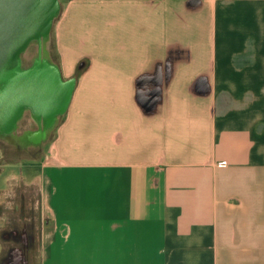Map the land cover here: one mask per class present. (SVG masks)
<instances>
[{
	"label": "crops",
	"instance_id": "0c3cea01",
	"mask_svg": "<svg viewBox=\"0 0 264 264\" xmlns=\"http://www.w3.org/2000/svg\"><path fill=\"white\" fill-rule=\"evenodd\" d=\"M58 27L117 53L63 65L45 129L0 125V206L38 186L36 264H264V0H71Z\"/></svg>",
	"mask_w": 264,
	"mask_h": 264
},
{
	"label": "water",
	"instance_id": "95a60500",
	"mask_svg": "<svg viewBox=\"0 0 264 264\" xmlns=\"http://www.w3.org/2000/svg\"><path fill=\"white\" fill-rule=\"evenodd\" d=\"M61 0H0V125L9 132L25 107L52 124L64 113L75 90L74 78H63L48 59L21 66V54L53 27ZM56 116V117H55Z\"/></svg>",
	"mask_w": 264,
	"mask_h": 264
},
{
	"label": "rangeland",
	"instance_id": "374dc122",
	"mask_svg": "<svg viewBox=\"0 0 264 264\" xmlns=\"http://www.w3.org/2000/svg\"><path fill=\"white\" fill-rule=\"evenodd\" d=\"M71 0H61L60 12L56 16L54 24L48 35L44 36L41 41L34 39L24 49L26 55V65L30 64L32 60L48 59L56 64L62 71L63 65L71 67L73 76L80 81L85 72L92 70L94 58L96 60H103L106 54H116V48H103V47H62L60 46V29L58 27L59 21L63 19L68 10ZM104 63L96 64L95 69H102ZM64 74V72H63ZM76 80V79H75ZM34 112V116H35ZM32 110L28 109L26 118H30ZM33 116V115H32ZM64 117V116H63ZM62 119L64 120V118ZM23 119V126L25 125ZM32 124V123H31ZM11 144V143H9ZM9 156L15 159H20V152L11 149L10 145H6ZM24 160V155H21ZM20 161V160H18ZM38 186L30 183L18 182L13 186V189L8 192L5 198V203L1 204L0 216H3L8 223L6 224L8 234L10 235V243L12 247L7 254L0 255V264H8L7 255L14 253L17 247L24 246L21 251L23 264H36L40 259L38 252V230H39V217H40V200ZM4 219V220H5ZM22 240L25 245H22ZM21 245V246H20ZM21 256V255H20ZM20 257L12 259V263H19ZM11 260V257L9 258Z\"/></svg>",
	"mask_w": 264,
	"mask_h": 264
},
{
	"label": "bare ground",
	"instance_id": "6f19581e",
	"mask_svg": "<svg viewBox=\"0 0 264 264\" xmlns=\"http://www.w3.org/2000/svg\"><path fill=\"white\" fill-rule=\"evenodd\" d=\"M48 35V34H47ZM46 35V36H47ZM48 36H50V35H48ZM28 107H25V109H24V111H23V113H22V115H21V117L19 118V120H18V122H21V121H23V119H25L26 118V115L28 114ZM32 110V109H31ZM33 115V116H32ZM32 115H30V118H28V119H25V121H32V120H34V121H36L40 126H44V129L46 128V125L47 124H49V122H48V120L47 119H45L43 116H38L37 114H35V116H34V110H32ZM58 116V120L60 119V115H57ZM56 117V116H55ZM16 127V126H15ZM5 132V134L7 135V136H9V140H13V141H15V140H17V138H11L10 136H12L11 134H10V131H9V133L7 132V131H4Z\"/></svg>",
	"mask_w": 264,
	"mask_h": 264
},
{
	"label": "flooded vegetation",
	"instance_id": "af4514ba",
	"mask_svg": "<svg viewBox=\"0 0 264 264\" xmlns=\"http://www.w3.org/2000/svg\"><path fill=\"white\" fill-rule=\"evenodd\" d=\"M20 57H21V66H23V67H29V66H32V65L35 63V61H36V59H35V60H32L30 64H27V65H26V61H25V60L27 59V58H26V55H24V53H23V54H21Z\"/></svg>",
	"mask_w": 264,
	"mask_h": 264
}]
</instances>
